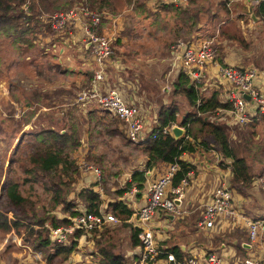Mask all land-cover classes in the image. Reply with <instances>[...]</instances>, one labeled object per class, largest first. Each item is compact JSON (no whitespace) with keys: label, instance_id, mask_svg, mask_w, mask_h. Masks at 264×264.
Listing matches in <instances>:
<instances>
[{"label":"trees","instance_id":"obj_1","mask_svg":"<svg viewBox=\"0 0 264 264\" xmlns=\"http://www.w3.org/2000/svg\"><path fill=\"white\" fill-rule=\"evenodd\" d=\"M77 1L0 0V52H4L5 54L10 53L15 62L24 63L27 66H29L30 62H37L38 66L41 67V70L37 71L39 80H36L31 88L32 95L34 96L28 95V103L30 104L42 93L40 86L44 84V80L46 79L57 81L64 78L68 82L69 91L74 93L73 90L76 88L74 80L77 78L72 75L77 73L76 69L71 70L65 66V63L61 64L62 61L56 59V52L54 50L46 49L45 46H39L34 42V39L35 37L37 38V29L40 33L39 21L36 15L39 13L53 14L66 11ZM144 1L82 0L87 8L98 12L103 7H110L112 14L122 6L129 7L130 5L145 10ZM211 1L192 0L184 6L162 4L159 6L160 12L157 14L150 15L145 11V14L140 16L141 20L136 31L142 34V36L150 34L152 24L155 21L160 22L161 19L158 17L164 13L169 15V22L163 24V28L167 30V33L171 34L172 37L182 35L187 40L200 26L198 22L202 19L201 14L205 6H207L206 15L208 18L219 21V25L222 28L223 23H220L221 20L218 19V12L221 10L225 13L227 12L225 7L227 0H216L215 12L208 10V7L212 5ZM23 6L26 7L27 13L23 10ZM253 13L264 24V5L257 4ZM217 34L220 36L221 30ZM225 39H228L227 41L230 44H235L236 41L242 47L246 46L245 41L237 36L233 35L232 38ZM72 60L75 66H81V61L77 57L73 56ZM114 61L121 65L127 62L124 56L114 57ZM30 69L33 70L34 65H31ZM82 71L86 76L80 79L90 77L91 72L88 69ZM132 81L135 82L136 80ZM26 84L31 85L30 78L26 79ZM172 87L173 95L182 97L190 110L177 120L175 116L176 108L174 106H167L168 104L161 102L156 111L157 124L164 126L176 122L178 125L184 127V132L177 138L171 135L158 134L153 139L147 137L140 143H136L135 147L140 149L144 161L142 170L136 169L130 172V182H135L136 188L140 190L144 184L145 171L151 166L161 163H177L178 170L171 180V184L176 185L180 180L185 178L189 171L194 172L195 169L194 163L190 164L179 158L181 153L201 152L208 154L214 151L221 160L227 159L230 164V189L232 188L235 192L241 194L243 189L252 187L254 180L251 172L252 167L248 164L241 151L250 152L253 149H261V145H264V137L260 140L253 138V128L256 127L257 122L254 121L250 125L245 126L244 130L239 133L237 132L236 137L232 139L230 138V129L225 122L216 120L215 118L209 119L218 109H228L230 107L228 102L220 101L218 89H210L207 92L201 91L198 86L190 83L181 70L177 72L173 79ZM86 105L91 104L89 102L83 104V106ZM96 113L97 111L94 110L92 117L96 124L106 130L107 133H114L117 129L116 120L112 117L111 122L106 125L103 121H100L102 118L97 116ZM8 118L14 122L12 120V110L8 111ZM90 119L91 117H88L89 123ZM3 121L0 118L1 132L5 130V126L1 127ZM61 125L62 122L56 121L50 114L39 115L29 128L19 134L13 148H11V156L7 160L6 167L2 168V164L0 163V199L4 200L6 207L13 210L11 218H8L2 212L1 207L0 232L6 233L10 227L16 233L20 232L21 227L27 229L25 230L24 241L33 251L40 252L42 259L46 263L51 262L56 257H59L61 262L71 259L72 253L80 247L79 238L81 233L78 230L67 235L63 242H56L50 239L47 228H30L31 225L41 227L45 222L52 227L67 222L65 219H57L53 210L56 205L62 206L63 212L68 211L70 207V203L66 202L65 196L71 190V181L73 180L71 176L77 174V166L69 156V153L76 148L78 138L75 127L72 124H68V130L64 128V125ZM11 130L14 131V127ZM241 134L243 142H241ZM12 135L9 133L5 137H9L12 140ZM119 135L124 138L123 134ZM125 141L129 142L126 139ZM245 143H251V146H247ZM260 152L264 154V150ZM84 157L88 163H93L94 165H100L102 162L101 156L91 153L86 154ZM220 165L223 166L224 162H220ZM15 166H17L16 169H14ZM263 168L258 169L261 174ZM101 181L103 184L106 182L105 175L100 174L98 181H94L93 177H91L86 183L85 188H82L76 194L78 201L87 210H96L98 208V194L91 187L101 183ZM128 185L129 182H126L125 188L115 190L114 193L117 196L121 195ZM33 186L38 187L41 193L44 194V201L38 194H31ZM261 191L258 192L264 194ZM108 205L111 207L112 213L114 212L120 221L127 218L130 213V209L121 202H110ZM121 225L126 228L128 227L127 224L122 223ZM127 229L130 230H128L130 243L131 245H135L134 232L129 227ZM103 232L97 238L91 237L92 242L95 241L94 244L96 246L94 254L98 256L96 264H126V259L112 251L110 241L103 242L105 237L103 234L107 230L105 229ZM176 249V247L167 248L168 251L173 252L176 258H179V255L175 252Z\"/></svg>","mask_w":264,"mask_h":264},{"label":"built area","instance_id":"obj_2","mask_svg":"<svg viewBox=\"0 0 264 264\" xmlns=\"http://www.w3.org/2000/svg\"><path fill=\"white\" fill-rule=\"evenodd\" d=\"M190 1L145 0L151 10H156L162 4L184 6ZM231 1L227 0L226 6ZM247 1L264 4V0ZM23 10L27 13L25 6ZM106 15V13L87 8L82 0H78L66 11L38 14L36 17L39 21L40 33L43 32L42 28H47L52 38L67 39L68 36L75 37L76 33L82 50L92 60V66L89 68L90 78L86 85L75 93V102L79 101L80 104H84L92 101L95 103L99 109L106 111L116 119L123 129L124 137L132 143L144 139L145 129L148 132L146 138L153 139L158 134L172 136L171 128L176 124L159 126L154 121V125L149 128L150 124L144 119L139 106L132 101H125L116 89L109 86L106 67L109 63L116 68L119 66L110 60L116 37L102 31L101 20ZM125 15L115 16L113 19L119 20ZM169 54L173 69L178 67L190 83L198 86L201 91L208 87L219 88L220 101L228 102L230 107L218 109L215 112L216 120H222L229 128H233V125H245L244 123L252 120L253 117L264 116V78L251 66L219 61L217 47L212 37L196 38L187 42L179 38L170 46ZM209 74L211 75L207 76ZM211 78L214 84L208 86V80ZM168 89L169 87L162 88L161 92ZM212 118L213 116L209 117V119ZM181 128L183 129L182 126ZM180 155L179 158H181ZM77 168L82 176L90 174L94 181L100 178L99 168L83 159L78 161ZM177 170V163H168L157 177L146 181L140 190L136 188L135 182H130V179L121 184L124 187L118 188H125V183L129 182L127 189L119 195V199L130 206V213L124 221L133 229L137 240L136 251L128 264H221V259L214 251L201 254L189 253L183 258L175 259L172 254L164 251V247L159 244L157 237L150 230V223L160 213L164 212L175 218L185 212L181 209L184 189L189 185L193 172L189 171L184 179L172 185L171 180ZM260 178L254 179L253 184L264 192V182L260 183ZM101 207L99 204L96 210H87L82 204L70 205L68 211L60 216L67 220L65 224L56 227L44 224L48 229L50 239L63 242L67 235L77 230L82 235H91L93 232L104 230L108 224L119 221L112 212ZM201 207L200 217L195 222L199 229H210L221 218L225 222L229 219L232 221L241 219L246 227L250 247L260 241L261 236L264 235V217L250 219L234 209L231 191L223 181L214 186ZM262 242L261 239V245ZM260 251H262L260 254L244 257L241 264H264V246ZM161 254L164 255L163 259L159 258ZM32 256L37 264H47L41 259L40 252H33Z\"/></svg>","mask_w":264,"mask_h":264},{"label":"rangeland","instance_id":"obj_3","mask_svg":"<svg viewBox=\"0 0 264 264\" xmlns=\"http://www.w3.org/2000/svg\"><path fill=\"white\" fill-rule=\"evenodd\" d=\"M192 1V0H191ZM141 2V1H139ZM215 2L216 0L211 1V6L208 7V10L210 12H215ZM131 10H129V15L131 16V19H127L124 17V19L118 24H115L116 30L113 31L110 28L109 22L105 23L103 25V30L108 33V30L111 31V35L116 37V44L117 48L113 50L112 58L118 57V56H124L127 62H124L122 67H119L118 69H114L115 66L109 63L107 65L106 70L108 72V82L116 89L118 94L122 96L123 99H128V94H130V97L133 99L134 103L139 106L143 111L148 108H151L150 113L152 112L151 116H153L154 113H156L157 109L161 105V102H165L164 104H168L167 106H174L176 108V119L179 120L180 117L184 116L190 108L186 105L184 99L180 96L173 95V87H172V81L174 76V69L173 66L170 63V46L175 42L177 39H182L183 41L187 42L188 40H191L192 37H198V38H209L213 36L214 34H217L221 30L220 38H229L234 35L239 38H242L239 34L238 28L236 29L234 24L231 23V19L224 18L225 15H227V12L219 11L218 12V19L221 20L220 23H223V27L221 28V25H219V21L208 18L206 15V9L207 6H205L201 16L202 19L198 24V29L189 37V39L186 40V37H182V35H178L176 37H172L171 34L167 33V30L163 28L164 23H168V14L162 13L158 18H160V22L155 21L151 26L150 34H147L145 36H142V34L137 33L136 29L139 25V22L141 20L140 16H143L145 14V11L152 14H157L160 12L158 9L157 11L151 10L149 8L139 9L135 8L132 5H130ZM240 6H236L233 10V14L237 17H242L244 15V12L241 11ZM250 8V7H248ZM100 12L106 13L110 15L112 18L115 16H120L122 14L128 13V10L126 6H122L118 11H116L114 14L111 13L110 7H103L100 9ZM242 12V13H241ZM247 15V12H245ZM42 14V13H39ZM164 19V20H163ZM119 25V26H118ZM119 27V29H118ZM242 28V27H241ZM106 29V30H105ZM41 33L36 32L35 37L36 43L46 45L50 43H54L56 48L55 52H57L59 48L62 49V52L58 57L62 59V62L68 65V68H74L77 70V73L75 76H79L77 79L80 80L79 84H75L76 88L73 90L74 93H71L70 96H74L75 92L77 91L78 86H84L86 84V79H80L83 76H86L82 70L89 69L88 65L92 66V62L89 61L88 55L85 52H79L77 53V58L81 61V66H75L73 63V56H74V50L72 48L69 49V53H66V48L64 45L65 41L66 44H70L71 46H74L72 44V41L75 37L68 36L67 39H58L62 43V45L57 44L55 41H50L53 38L50 36V32L47 28H42ZM242 31H246L242 28ZM252 31H253V37L251 42H245L246 46L242 47L239 43H237L243 54L239 57H233V55H227L229 56V59L233 62L239 61L241 66H260L264 63V26L262 24H254L252 25ZM241 32V31H240ZM42 33L45 35H42ZM242 34V33H241ZM213 38V37H212ZM47 41H44V40ZM119 40V42H118ZM214 40V39H213ZM234 40V39H233ZM217 52H218V60H222V53H219V50H228L231 48V46H227L225 48H219L218 43L216 42V39L214 40ZM118 42V43H117ZM112 58H110L111 61H114ZM18 65V66H16ZM24 63H18L15 62L12 58V55L4 54V52H0V75L5 76V86L3 89L6 88L5 93L2 95L4 97H0V111L3 112L6 109V106L9 101L11 100L15 104H12L13 106H16L17 103L14 101L16 98L15 95H18L22 90L20 89V82L23 81L22 76H28L27 68L22 66ZM31 65H34L35 67H38L37 62H30L28 68H30ZM114 72L117 74L119 73V77L126 81L124 83V86H129L132 89H135L136 92H133L132 89H124L119 86L118 79L115 75L112 74ZM76 79V80H77ZM132 80H136L133 82ZM169 87V89L165 92H161L162 88ZM2 88H0L1 90ZM8 90H12L10 93H8ZM79 103V101H78ZM91 105L83 106H70L69 113L65 116V119L62 123L64 125V128L68 130V124H72L75 127L76 136L78 138V144L76 148L69 153V156L74 161V164L77 166V163L79 160L82 159V154H94L102 157V162L100 165H94L95 167L99 168L100 174L105 175L106 182L103 184L101 183L97 184L100 188V192L103 196L104 204L102 207H105L108 211L112 212L108 205V202L114 199V194L107 193L106 195L103 194L104 191L109 188V190H117L118 184L121 181H127L128 179H125V174L130 172L134 167L138 165L139 161L143 160V155L141 154L140 149L135 148L134 144L128 143L125 141V139L119 135V127L116 126V131L112 134L107 133L106 130L99 127L98 124L92 119L94 110L97 111L96 115L101 117L102 119L100 121H103L104 124L108 125L109 122H111V116L108 115L104 110H100L94 103L90 102ZM150 107H149V106ZM97 107V108H96ZM66 110V109H64ZM154 110V112L152 111ZM149 111V110H147ZM7 114V113H6ZM149 112L146 116L148 120ZM215 115V114H214ZM88 117H91L90 123L88 122ZM20 118V117H18ZM17 118V119H18ZM264 116H259L256 118H252V120L247 121L244 123V126H237L233 125V128L230 129V138L233 139L236 137L237 132L243 131L244 127L247 125H250L254 121H256V127L253 128L254 135L253 138L255 140H260L264 137ZM20 121L22 123V119L17 120L15 122L10 121L9 119H5L1 127L5 126V130L1 132L0 130V163L2 164V168H5L7 165V160L11 156V148H13V145L16 141H12L11 138L5 137L6 135L15 134L16 130L18 129L20 125ZM61 125V126H62ZM117 125V123H116ZM60 126V127H61ZM14 127V131L11 130V128ZM241 127V128H240ZM9 132V133H8ZM243 134V133H242ZM242 134H241V142L242 141ZM144 137V133H143ZM253 139V140H254ZM254 140V141H255ZM10 143V144H9ZM246 144V143H245ZM247 146H251V143H247ZM261 149L257 148L256 150L253 149L250 152H243L241 153L245 156L248 164L252 167H250V170L253 174V179H256L258 177L264 178V168L262 171V174L258 171V169L264 167V154L260 151L264 150V145H261ZM21 151L19 152L20 155ZM199 153V152H195ZM198 154H195L196 156ZM87 161V160H86ZM88 162V161H87ZM93 164V163H92ZM17 166L14 167L16 169ZM158 171H161V168H158ZM103 170V171H102ZM78 174H74L73 177H78ZM71 178V179H72ZM128 178V177H127ZM260 178V183L264 182V179ZM70 179V180H71ZM71 184V188L74 189L76 187L75 180L73 179ZM228 185V183H227ZM26 186V185H25ZM121 187H124L122 185ZM22 188V187H21ZM254 188V187H253ZM102 189V190H101ZM104 190V191H103ZM254 190H257L254 188ZM103 191V192H102ZM231 191L235 192L232 188ZM260 191V190H258ZM253 192L248 189H243V192H246V194L251 199L248 201L247 204H256L257 202H261V209L264 207V194L259 192ZM262 192V191H261ZM32 195H39L40 198L44 201V194L41 193L40 189L38 187H34L31 191ZM6 210L8 207L5 206L4 200L0 199V209ZM181 209L184 210L182 214H180L178 217H175V219H182L181 221V228H188L190 231V234L193 237L194 241H201L203 238V230L199 229L195 222L200 217V214L198 215L192 214L191 206L187 204V202H182ZM190 211V212H189ZM202 211V210H201ZM164 212L161 213L159 216V224L160 228L164 227V221L167 219L164 216ZM264 217V216H259ZM167 224V223H165ZM150 230L152 231L153 235H158L160 232L156 230L157 227V219L154 220V222L150 223L149 225ZM179 230H177L178 232ZM208 231V230H207ZM181 232V231H179ZM108 235L104 237L103 242L110 241L112 244V251L120 254L121 256H128L130 253H133L135 251V248L130 243L129 239V231L126 227H122L120 224L116 226H111L107 229L106 232ZM165 241L169 244L170 240L168 236H166V232H164ZM2 234V232H0ZM22 234V230H21ZM95 235V234H94ZM264 237V235H263ZM91 236H82L79 238V248L72 253L73 258V264H96L98 262V256L94 254L96 251V246L94 244L95 241L91 242ZM247 240V238H245ZM244 239V240H245ZM21 240V239H20ZM264 240V238H263ZM22 242V240H21ZM259 241L256 242V245ZM8 242H6L7 244ZM102 244V243H101ZM105 245V244H103ZM242 251V250H241ZM13 251H11L12 253ZM10 252L4 251L1 255L4 256L5 264H15L14 262L10 261V259H13L14 253L12 255L9 254ZM125 254V255H124ZM9 257V258H7ZM79 262H78V259ZM15 259V258H14ZM35 260V259H34ZM67 261L61 262L59 257H56L51 262H48V264H67ZM88 261V262H87ZM33 263L35 261H32ZM130 262V259H129Z\"/></svg>","mask_w":264,"mask_h":264},{"label":"crops","instance_id":"obj_4","mask_svg":"<svg viewBox=\"0 0 264 264\" xmlns=\"http://www.w3.org/2000/svg\"><path fill=\"white\" fill-rule=\"evenodd\" d=\"M144 2H143V4H144L145 8H149L148 7L149 4L146 2L144 3ZM236 6H240L239 9L244 12V15L242 17H237L233 14V10ZM225 7H226L227 15H225L224 18L231 19V23L234 24L236 29L238 28L239 34L242 37L241 39H243L245 42H251L252 37H253L252 25L262 24L264 26V24L259 20V18L254 16L253 12H254V9L256 7V3H254V1L252 3H248L247 0L246 1L245 0H232ZM248 7H250V8H248ZM126 8L128 9V13H126V15L124 17H126L127 19H130L132 21L131 16L129 15V10H131V7H126ZM245 12H247V15ZM124 17L122 19H119V20H114L108 14L106 16H104L103 19L101 20V26H102L103 33L112 34L110 30H108V33L103 30V25L105 23L109 22L108 24L110 25L111 30L115 31L116 30L115 24L117 25L118 22H120L121 20L124 19ZM242 23H243V26H241ZM241 27L243 29H245L246 31H242ZM118 29H119V27H118ZM76 35L77 34L75 33V35H74L75 38L72 42V44L74 46H71L70 44H66V41L63 45L66 48H68V49H66V53H69V49L72 48L74 50L73 52H74L75 57H77V53L83 51L81 46H80V41L76 37ZM196 38H198V37H192V39H196ZM219 38H220V36L218 34H214L213 39L214 40L216 39V42L218 43V47L220 46V48H222V47L225 48L227 46H231V48L228 50H225V49L219 50V53L223 54L221 62L224 61V62L234 63L237 65H240L239 61L233 62L232 60L229 59V56H227L228 54L233 55V57L241 56L243 54V52H242L240 46L237 43H235V44L228 43V41H227L228 39H225V38L219 39ZM44 41H47V40L45 39ZM53 41L57 42V44H59V45H62V43L60 41H58L56 38L53 39ZM118 42H119V40H118ZM114 46L115 47L113 49H116L117 48L116 38H115ZM45 48L55 50L56 46L54 43H50V44H46ZM61 52H62V49L59 48L58 55H60ZM58 55L56 52V59H58V61H62V59L60 57H58ZM26 59H27V57H26ZM88 59L90 62H92L91 58L88 57ZM61 64H63V62H61ZM16 66H18V65H16ZM22 66L27 68L28 76H22L23 81L20 82V84H19L20 85L19 90H22V88H24V90L21 91L18 95L14 96L16 98V100H14V101L17 103V105L13 106L12 104H15V103L10 100L9 101L10 103L5 105L6 106L5 111L4 112L2 110L0 111V118L2 120L9 119L8 118V111L9 110H12V117H13L12 120H14V122L22 119V123L20 121V125H19L18 129L16 130V133L12 135V137H13L12 141L13 142L17 140L20 133L24 132L27 128H29L33 124V122L36 120V118L39 115L43 116L45 114H50L55 118L56 121H61L63 123V121L65 119L64 115L65 114L67 115L69 113L70 106H72V105L81 106L80 103L74 101L75 94H74V96H70V91H69L70 88H69L67 80H65L64 78H61L57 81H50L47 79L44 80V84H42L40 86L42 93L40 95H38L37 97L35 96L36 98L34 99V102L32 104L28 103V95H30L31 97L34 96V95H32L31 88H32V85L36 82V80L37 81L39 80L37 71L41 70V67L40 66H38V67L34 66V69L31 70L30 68H28L27 65H22ZM65 66L68 67V65H65ZM90 66L91 65H88L89 68H90ZM119 67H122L120 63H119ZM253 68H255L260 73V75L264 78V63L258 67L254 66ZM70 69L73 70L74 68H70ZM114 69L116 70V67ZM178 71H180V69L178 67H176L174 69V72H173L174 73L173 78H175ZM112 74L117 77L118 82H119V86L121 88H124L126 90L132 89L129 86H126V87L124 86V83H126V81L124 82V80H122L119 77L118 72H117V74L112 72ZM210 75L211 74H209L207 76H210ZM72 76H75V74ZM75 77H77V76H75ZM27 78H30V84L31 85L26 84ZM5 79H6L5 76L0 75V88H2L0 90V97H4L2 95L6 91V88L3 89L5 86ZM213 81H214L213 78L209 79L208 83H207L208 86L210 84L213 85L214 84V83H212ZM107 82H108V75H107ZM259 82H261V81H259ZM79 83H80L79 79L74 80V84L77 85ZM108 84H109V82H108ZM109 86H111V85L109 84ZM79 87L80 86H78L77 88L79 89ZM210 89H216V88H209L208 87V88H205L203 91L207 92ZM217 89L219 90V88H217ZM11 91L12 90H10V91L8 90V93H10ZM132 91L136 92L135 89H132ZM12 93H13V91H12ZM218 97L221 99L220 90H219ZM128 99H129V101L134 102L133 99L130 97V94H128ZM124 100L127 101V99H124ZM88 102L90 103L92 101H88ZM64 109H66V110H64ZM140 110H141V113H142L144 119H146V120H147L146 116L149 112L148 120H147V122H149V124H150L149 128L154 125V121H156V124H157L156 113H154L153 116H151V114H152V112L150 113L151 108L147 107V109L144 111L140 108ZM147 110H149V111H147ZM152 111L154 112V110H152ZM18 117H20V118H18ZM254 118H256V117H253V119ZM38 122H40V121H38ZM116 123H117V121H116ZM117 126L119 127V134H123V136H124L122 127L118 123H117ZM147 134H148L147 129H145L143 140H145ZM140 142L141 141L132 143L129 141L128 143L135 145L136 143H140ZM135 148H137V147H135ZM195 154H198V155L194 156ZM85 155H86L85 153L82 154L83 160H85V157H84ZM180 157L183 161L190 163V164L194 163V165H195V169H194L192 178L189 182V185L187 187H185V189H184V197H183L182 202L183 201L187 202V204L191 206L192 212L189 211L190 213L198 215L199 212L201 213L202 203L205 201L208 194L210 193V191L214 188V186L216 184L221 183L223 181V182H225L226 185L228 183L227 186L230 189V184H229L230 164L228 163L227 159L221 160L214 151H211L208 154H203L201 152L190 153V154L189 153H182L180 155ZM143 161H144V159L142 161H139L138 165L136 167H134L130 172H132L133 170H136V169L142 170ZM220 162H224V165L221 166ZM89 164H92V163H89ZM166 164H168V163H161L158 165H153L148 170H146L145 174H144V176H145L144 184L146 181L157 177V175L160 174L164 170V168L166 167ZM92 165H94V164H92ZM158 168H161V171H158L159 170ZM130 172L125 174V177H126L125 179H130ZM77 174H78L77 178L73 177L75 182H77L76 187L74 189L71 188V190L65 196L66 202L70 203V205L82 204L76 198V194L82 188H85L86 183L92 177L90 174L89 175L86 174V176L80 175L78 168H77ZM262 179H264V178H262ZM123 182H125V181L119 182L118 188H121L120 186H121V184H123ZM71 184H72V182H71ZM253 187L257 190H254ZM91 188L94 192H96L98 194L99 204L101 206H103L104 200H103V196L100 192V188L98 187V185H93V187H91ZM249 190H251L253 192H257L260 189L258 186H254V184L252 182V187H250ZM114 191L115 190L110 191L109 188H107V190L104 192L102 191L103 194H105V195L107 193L108 194L109 193L114 194V199H113L114 201L111 200L108 202V204L110 202H113V203L121 202L127 208L130 209V206L126 205L123 201H121L119 199V196H117L114 193ZM231 194H232L233 208L242 212V214L245 215L247 218L252 219V218L259 217V216H264V207L261 209V206H262L261 202H257L256 204L255 203L254 204H247L248 201L251 199V197H250V195L248 196L246 194V192H242L241 194H239L237 192L231 191ZM137 197L140 198L139 195H137ZM140 203H142V201H140ZM101 208H105V207H101ZM109 210H111V207ZM53 211H54L55 217L57 219H60V220L64 219L63 217H60V216H62L63 214H65L67 212V211L63 212V208L60 205H56L54 207ZM2 212H4L8 218H11L13 210L12 209H6V210L2 209ZM160 215H161V213H160ZM160 215H157L155 217V219H157L156 230H158L160 232L158 235H155V236L157 237L159 244L162 245L164 248L176 247L177 249L175 250V252L179 255V258H183V257L187 256L189 253L190 254H194V253L201 254L203 252L214 251V252H216V254L221 259V264H241V260L244 257L260 254L262 252V251H260V249L262 248V246H264V240H263L264 237L263 236H261V239L263 241L262 245L260 243V241H261V239H260V241L258 242L257 245L255 244L252 247L249 246L248 238H247V234H246V227L243 224L241 219H237L234 221H232V219H229L228 222H225L223 220V218L218 219L212 228L207 229L208 231L203 230V233H202L203 238L201 241L197 242V241L193 240V237L190 234V232H189L190 230L188 228H184V229L181 228L182 219H179V218L175 219L173 217H172V219H169V218H167V214L164 213L163 216L167 219L164 221V227H162V229H161L160 224H159V216ZM124 220L120 221V219H119V221L116 223L108 224V228H110L111 226H116L118 224L121 225L122 223L126 224V222ZM165 223H167V224H165ZM44 224L49 225L47 222H45V223H43V225L41 227H39L37 225H35V226L31 225L30 228L31 229L32 228L33 229H40L42 227H45ZM127 226H128V224H127ZM122 227H124V226H122ZM108 228H106V230ZM21 230H22V234H21ZM25 230H27V229L21 227L20 232L16 233L13 230V228L10 227L8 232H6V233L2 232V234H0V264H5V260H4L5 255H1L4 251H6V252L9 251L10 255H12V253H14L13 259H10V261L14 262L15 264H37V261L34 260V258L32 256V253L36 252V251H33L30 248V246L24 241L25 234H26ZM177 230H179L181 232H179V231L177 232ZM103 231L104 230L99 231V232H93L91 235L80 234V237L91 236L92 238H94V237L97 238L102 233H104ZM163 231L166 232V236H168V238L170 240L169 244L165 241L166 239L164 237ZM106 235H107V233L103 234V236H106ZM92 238L90 239L91 242H92ZM245 238H247V240ZM20 239L22 240V242ZM6 242H8V243L6 244ZM239 249H241L242 251ZM11 251H13V252L11 253ZM133 253H130L128 256H122V257L127 259V260L131 259V256ZM7 258H9V257H7ZM77 259H78V257H77ZM32 261H35V262L33 263ZM78 262H79V259H78ZM128 263H129V260H128ZM67 264H73V258L72 257H71V259H68Z\"/></svg>","mask_w":264,"mask_h":264},{"label":"clouds","instance_id":"obj_5","mask_svg":"<svg viewBox=\"0 0 264 264\" xmlns=\"http://www.w3.org/2000/svg\"><path fill=\"white\" fill-rule=\"evenodd\" d=\"M226 3H227V2H226ZM258 4H260V3H258ZM225 5H226V4H225ZM256 5H257V4H256ZM263 5H264V4H263ZM160 6H161V5H160ZM158 8H159V6H158ZM158 8H157V9H158ZM157 9H156V10H157ZM211 37H214V35L211 36ZM209 38H210V37H209ZM53 39H55V38H53ZM53 39H52V40H53ZM56 39L58 40L59 38H56ZM188 41H190V40H188ZM34 42L36 43V40H35V39H34ZM39 46H43V45H42V44H39ZM47 49H48V48H47ZM112 54H113V50H112ZM111 56H112V55H111ZM111 58H112V57H111ZM112 59H113V58H112ZM113 60H114V59H113ZM114 62H115V61H114ZM117 65L119 66L118 63H117ZM116 69H118V68H116ZM90 72H91V70H90ZM89 78H90V77H89ZM89 78H87L86 81H87ZM85 85H86V84H85ZM85 85H84V86H85ZM84 86H82V87H84ZM79 88H81V86H80ZM77 91H78V90H77ZM77 91H76V92H77ZM94 104H95V103H94ZM100 110H101V109H100ZM105 112H106V111H105ZM106 113H107V112H106ZM107 114H108V113H107ZM108 115H109V114H108ZM212 116H213V118H215V115H212ZM111 117H112V116H111ZM208 117H209V116H208ZM115 120H116V119H115ZM174 124H176L177 127H180V128H181V125H178L176 122H174ZM243 126H244V125H243ZM182 127H183V126H182ZM171 129H172V128H171ZM181 129H182V128H181ZM183 132H184V127H183V129H182V133H181L179 136H181V135L183 134ZM172 136H173V135H172ZM217 156H218V155H217ZM218 157H219V156H218ZM219 158H220V157H219ZM180 159H181V158H180ZM143 185H144V184H143ZM228 188H229V187H228ZM229 190H230V189H229ZM230 191H231V190H230ZM7 209H12V208H7ZM103 209L107 210L106 208H103ZM113 214H114V213H113ZM167 215H170V214H167ZM128 226H129V228H130L131 230H133V229L130 227V225H128ZM106 228H108V227H106ZM106 228H105V229H106ZM105 229H104V230H105ZM129 231H130V230H129ZM134 237H135V233H134ZM135 239H136V238H135ZM133 246H134L135 251H136L137 240H136V244L133 245ZM135 251H134V252H135ZM164 251H165L166 253H170V254H172L173 257H174L175 259H180V258H176L172 252H170V251L167 250V248H164ZM133 254H134V253H133ZM133 254H132V255H133ZM131 258H132V256H131ZM159 258H160V259H163V258H164V255L161 254ZM41 259H42V257H41ZM124 259H125V258H124ZM42 260H43V259H42ZM128 260H129V259H128ZM128 260L126 259V264H128ZM47 264H48V263H47Z\"/></svg>","mask_w":264,"mask_h":264},{"label":"water","instance_id":"obj_6","mask_svg":"<svg viewBox=\"0 0 264 264\" xmlns=\"http://www.w3.org/2000/svg\"><path fill=\"white\" fill-rule=\"evenodd\" d=\"M244 97L247 99V96L244 95ZM172 135L174 138L179 137V135L182 133V129L177 126H173L171 129ZM167 218L172 219L171 215H167Z\"/></svg>","mask_w":264,"mask_h":264}]
</instances>
